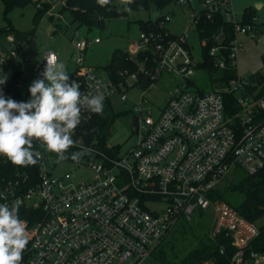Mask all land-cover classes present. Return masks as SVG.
Listing matches in <instances>:
<instances>
[{
	"label": "built area",
	"instance_id": "1",
	"mask_svg": "<svg viewBox=\"0 0 264 264\" xmlns=\"http://www.w3.org/2000/svg\"><path fill=\"white\" fill-rule=\"evenodd\" d=\"M37 1L36 8L47 3L46 14L57 9L58 16L66 3ZM230 3L175 0V7L189 10L184 31L175 35L166 29L173 16L168 10L157 28L140 30L124 49L136 70L121 69L116 79L86 64L91 41L73 42L68 82L80 85L82 97L102 95L103 104L113 108L116 96L127 101L125 110L132 114L136 140L121 150L119 144L108 142L109 130L105 140L90 135L89 124L98 114L82 106L67 159L58 160L39 140H33V150L41 153L35 165L17 166L0 155V204L19 205L30 237L20 264H151L178 225L208 218L206 234L224 232L231 239L235 252L229 264H264V252L248 250L259 226L213 196L221 181L237 169L254 174L264 168V70L247 78L236 72L235 78L211 90L195 87L193 79L197 72L207 74L201 50L208 39L198 40L200 57H196L190 38L203 20L219 14L232 24L234 38L226 42L223 34L219 40V31L212 36L216 44L208 49L220 71L236 69L237 52L243 50L237 35L253 38L257 33L253 24L235 20ZM31 38L0 34V76L12 62L25 59ZM92 41L99 43L100 37ZM41 58L43 65L47 59L59 60L50 50ZM164 73L177 82L162 106L150 105L149 91ZM7 77L0 90L5 98L19 102L9 85L18 89L24 76L15 71ZM144 81H149L147 88H142ZM81 149L90 154L73 160L72 153Z\"/></svg>",
	"mask_w": 264,
	"mask_h": 264
},
{
	"label": "rangeland",
	"instance_id": "2",
	"mask_svg": "<svg viewBox=\"0 0 264 264\" xmlns=\"http://www.w3.org/2000/svg\"><path fill=\"white\" fill-rule=\"evenodd\" d=\"M37 2V0H31L24 7L14 8L8 14V21L11 26L20 32L32 30L34 27L32 19L36 12ZM230 5L234 12L235 20L240 22L246 9L251 8L254 11L252 17L255 24L253 27L257 29L253 30L257 33L254 34L253 38L243 34L237 35L238 39L243 41V50L237 52L236 70L239 76L247 78L252 73L264 70V62L262 60V56L264 55V0H231ZM118 7L123 10L126 9L123 0H119ZM168 8L173 10V16L168 21L166 29L172 34L178 35L186 27L189 10L185 6L183 8L175 7L173 4ZM2 10L3 5L0 0V27L7 23ZM57 11V9H54L50 14H45L40 19L37 25V31L29 41L30 44L23 54L25 59L15 60L4 71V74H7V76L12 75L15 71L24 76L18 90L22 94L27 95V101L31 98L29 88L32 82L36 79L43 78L42 73L45 65L42 64L41 56L45 50H50L58 54L60 58L59 63L65 65L68 74L73 69V63L68 58L73 48V42L79 38L91 41L85 52L86 64L91 65L96 73L104 75L105 69L103 67L110 61L111 53L115 49H125L135 41L141 30L137 20H152L158 15V12L154 8L150 11H128L127 16L120 15L116 18L106 19L104 21V27L101 30L97 27L89 30L85 26H79L76 22H72L69 25L71 20L70 13L64 12L58 16ZM53 14L54 16L50 19V16ZM94 37H100V42L95 43L92 41ZM190 38L193 43V55L200 57L199 42L193 32H191ZM35 68L37 69L35 70ZM193 79L195 87L201 90H211L214 86L209 82V77L204 71L202 73L197 72ZM176 82L177 78L172 75L167 77L166 73H164L155 83L153 89L149 91L148 103L153 106H162L164 100L167 98L168 92ZM134 97H136V92L132 91L129 93V98L133 99ZM112 105L119 112V115L110 126V134L106 138L110 144H119L121 150H123L134 144L136 140L133 135V127L131 126L132 114L129 110H125L128 106L127 101L121 102L119 96L113 99ZM245 173L243 169H237L229 177H225L220 183L219 188L224 198L230 200L234 205L242 201V194L227 190L225 188L228 185L227 179H232L231 183L234 184ZM81 174L87 175L88 173L83 172ZM209 221L210 218L206 222L199 219L194 220L190 224H186L185 227L178 225L161 246H159L163 254H160L158 259H151L150 263L161 264L162 261L170 264L175 261L176 258L188 251L195 242L197 235L202 234L206 228V223ZM255 223L257 226L263 225L264 214Z\"/></svg>",
	"mask_w": 264,
	"mask_h": 264
},
{
	"label": "trees",
	"instance_id": "3",
	"mask_svg": "<svg viewBox=\"0 0 264 264\" xmlns=\"http://www.w3.org/2000/svg\"><path fill=\"white\" fill-rule=\"evenodd\" d=\"M174 1L175 0H132L130 4H125L126 9L123 10L118 7L119 0H110V3L105 6L99 5L97 0H66L65 5L59 8V12L60 14L64 12L70 13L71 20L69 25H71L72 22H76L79 26H85L89 30L93 27H97L101 30L104 27V21L106 19L116 18L120 15L127 16L128 11H150L154 8L158 12L155 18L152 20H137L140 29L147 31L158 27L160 20H162L164 14L170 10L168 7L171 6ZM1 2L3 5L2 11L4 19L7 20V23L0 27V34L12 32L19 38L34 36L40 19L46 14L49 7L47 3H43L42 7L36 8V12L32 19L33 29L27 32H20L11 26L8 21V14L12 12L14 8L24 7L30 3L31 0H1ZM253 13L254 11L251 8L246 9L240 23L254 25ZM50 19H52V16H50ZM219 31H222L226 37V42L234 38L232 24L225 21L223 16L218 14L211 20H203L194 32L197 40L201 38L208 39V45L201 50V54L204 57V62L201 66L205 67L209 82L217 86L231 78H235L237 72L234 68L220 71L213 66V61L208 54V49L211 45L216 44V40L212 38V36L218 34ZM110 57V61H108L103 68L115 79L118 78L117 72L121 71V69H128L130 71L136 70V66L130 62L124 49H115ZM262 60L264 62V55L262 56ZM148 85L149 81H144V83H142V88H147ZM9 86L16 92V97L19 102H27L26 94H22L13 84ZM118 115L119 112L115 111L110 103H106L104 105L103 114H98L89 124L88 131L90 135L105 140L106 133ZM227 180L228 185L225 186V188L229 191L242 194V201L234 205L230 200L224 198L219 187L214 190L213 196L228 202L238 213L255 223V221L264 214V168L254 172V174L245 173L234 184L231 183L232 179L228 178ZM258 228L259 235L249 244L248 250L264 252V224L260 225ZM220 249H222L223 252H221ZM234 252L235 249L231 245V239L229 236H226L224 232L211 237L203 231L201 235H197L195 242L188 251L170 264H202L207 261H210L211 264H229ZM160 254H163L162 249L158 250L154 258L158 259ZM161 264L168 263L161 261Z\"/></svg>",
	"mask_w": 264,
	"mask_h": 264
},
{
	"label": "clouds",
	"instance_id": "4",
	"mask_svg": "<svg viewBox=\"0 0 264 264\" xmlns=\"http://www.w3.org/2000/svg\"><path fill=\"white\" fill-rule=\"evenodd\" d=\"M123 2L130 4L132 0ZM97 3L105 6L110 0ZM42 77L30 85L31 98L27 102L5 98L0 90V155L17 166L35 165L41 158V153L33 150V140L56 153L58 160L67 159L65 153L75 145L72 135L81 122V107L97 114L104 111V97H82L80 85L68 82L63 63L47 59ZM7 78V74L0 76V85ZM85 154L90 150L81 149L71 158L77 160ZM29 239L25 222L19 217V205L0 204V264H20Z\"/></svg>",
	"mask_w": 264,
	"mask_h": 264
},
{
	"label": "crops",
	"instance_id": "5",
	"mask_svg": "<svg viewBox=\"0 0 264 264\" xmlns=\"http://www.w3.org/2000/svg\"><path fill=\"white\" fill-rule=\"evenodd\" d=\"M73 49V48H72ZM72 51V50H71ZM57 54V53H56ZM43 55V54H42ZM70 56H71V52H70V54H69V56H68V58H69V60L71 61V58H70ZM42 57V56H41ZM57 57L59 58V56H58V54H57ZM60 59V58H59ZM58 62H59V60H58ZM72 63V62H71ZM73 70V69H72ZM72 70L71 71H69V75L68 76H70L71 75V72H72ZM202 264H211L210 262H207V263H202Z\"/></svg>",
	"mask_w": 264,
	"mask_h": 264
},
{
	"label": "water",
	"instance_id": "6",
	"mask_svg": "<svg viewBox=\"0 0 264 264\" xmlns=\"http://www.w3.org/2000/svg\"><path fill=\"white\" fill-rule=\"evenodd\" d=\"M218 38H219V40L224 39V38H223V33H220L219 36H218ZM133 121H134V122H133V125H134V124L136 123V121H135V119H133Z\"/></svg>",
	"mask_w": 264,
	"mask_h": 264
}]
</instances>
